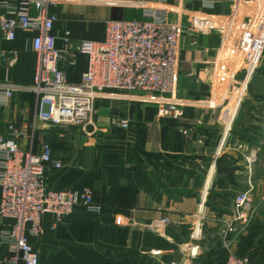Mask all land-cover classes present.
<instances>
[{
  "label": "crops",
  "instance_id": "0c3cea01",
  "mask_svg": "<svg viewBox=\"0 0 264 264\" xmlns=\"http://www.w3.org/2000/svg\"><path fill=\"white\" fill-rule=\"evenodd\" d=\"M134 1H63L52 8L57 45L65 44L67 29L72 40H103L108 19L141 17ZM169 1L176 7L171 18L181 21L183 31L177 89L167 100L181 104V118L158 116L161 100L146 92L118 91L98 99L85 126L40 119L38 98L30 90L16 91L0 105V132H33L20 145L35 152L44 142L52 145L62 166L49 168L48 186L89 187L100 207L94 212L78 205L55 228L53 215L45 214L43 232L29 235L39 264H226L231 252L264 264V56L238 105L247 80L246 71L237 70L243 50L236 43L224 46L217 31L191 27L189 14L207 11L200 0ZM232 2L218 0L216 12ZM11 5L0 13H36L31 2L11 0ZM262 11L264 0H258L238 22L253 24ZM36 34L19 29L9 40L0 32V82L32 83ZM87 67L88 57L79 55L68 79L80 81ZM247 189L256 213L228 247L220 232L236 194ZM161 218L170 219L162 232L140 225ZM199 221L203 235L194 240L191 229Z\"/></svg>",
  "mask_w": 264,
  "mask_h": 264
},
{
  "label": "built area",
  "instance_id": "2783aa9c",
  "mask_svg": "<svg viewBox=\"0 0 264 264\" xmlns=\"http://www.w3.org/2000/svg\"><path fill=\"white\" fill-rule=\"evenodd\" d=\"M33 3L36 13L8 16L0 13V32L9 40L17 31L35 30L33 48L37 54L35 74L31 84L0 82V105L16 91L30 90L38 98V117L53 124L85 126L92 122L95 103L118 91L146 92L160 98L157 115L181 118V104L167 100L177 89V74L181 47L179 37L183 31L180 20L171 18L176 7L169 0H135L141 17L108 19L103 40H72L70 30H65L63 46L57 45L53 33L57 15L52 8L65 0H24ZM206 12L189 14L191 27L200 32L217 31L224 46L243 50L237 70L246 71L238 105L247 89L248 79L257 71L264 56V11L254 23H239L238 17L249 12L258 0H233L226 11L216 12L218 0H200ZM12 7L11 0H0V8ZM14 7V6H13ZM71 42L73 45L71 46ZM88 57V67L80 81L68 79V70L75 67L79 55ZM118 123L127 127L129 121ZM230 129L228 126L227 131ZM186 132V130H184ZM23 137L33 138L18 128L0 132V264H39V254L29 241V235L43 232V217L53 215V228L71 214L78 205L98 212L93 190L52 189L47 183L51 166L61 167L53 157L49 142L35 152L20 145ZM255 197L251 189L238 192L233 209L220 232L229 247L231 236L245 229L255 212ZM6 220L12 222L7 223ZM169 218L140 224L154 232H162ZM202 223L196 222L191 238L200 240ZM195 249H200L198 244ZM226 264H254L249 256L231 252Z\"/></svg>",
  "mask_w": 264,
  "mask_h": 264
},
{
  "label": "rangeland",
  "instance_id": "374dc122",
  "mask_svg": "<svg viewBox=\"0 0 264 264\" xmlns=\"http://www.w3.org/2000/svg\"><path fill=\"white\" fill-rule=\"evenodd\" d=\"M255 213H256V210H255V212H254V215H253V217H252V220H253V218H254V216H255ZM252 220H251V221H252Z\"/></svg>",
  "mask_w": 264,
  "mask_h": 264
}]
</instances>
